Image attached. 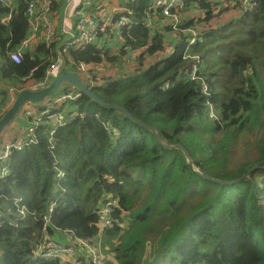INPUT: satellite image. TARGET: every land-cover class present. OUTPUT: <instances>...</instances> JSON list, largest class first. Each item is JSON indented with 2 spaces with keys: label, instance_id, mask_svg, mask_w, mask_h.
<instances>
[{
  "label": "trees",
  "instance_id": "trees-1",
  "mask_svg": "<svg viewBox=\"0 0 264 264\" xmlns=\"http://www.w3.org/2000/svg\"><path fill=\"white\" fill-rule=\"evenodd\" d=\"M58 1L52 0L50 19L59 14ZM149 1H119L131 12L134 25L117 37L111 32L109 40L101 34L84 49L71 48L75 64L88 66L91 82L75 65L69 71L84 77L101 100L152 126L163 142L181 144L193 163L216 179L234 180L264 165V0H251L255 7L244 14L242 0H184L190 12L199 7L187 26L196 27L202 40L187 52L204 62L209 95L189 79L193 61L182 58L186 35L170 27L152 31L145 25ZM38 2L0 5L1 115L12 104L9 89L22 90L42 80L51 54L63 41L55 30L47 46L36 32L20 62L9 58V52L32 33L27 9ZM216 8L234 16L204 31V24L218 16ZM34 67L37 70L27 80ZM105 67L113 74L96 75ZM209 107L216 119L208 116ZM55 112L74 116L52 136V120L33 126L26 139L33 142L14 149L1 165L0 264H93L82 247H77L72 262L34 256L45 235L54 238L68 230L95 248L100 240V264H144L149 240L153 260L264 264V167L241 180L218 184L203 179L182 151L164 148L149 129L84 94L59 104ZM247 135H254L248 143L251 151L245 149V158L232 164L233 148ZM249 153L254 157L248 158ZM107 194L117 199L112 216L124 225L100 231ZM15 199L25 206L24 216L17 212ZM51 206L50 221L44 224Z\"/></svg>",
  "mask_w": 264,
  "mask_h": 264
},
{
  "label": "built area",
  "instance_id": "built-area-1",
  "mask_svg": "<svg viewBox=\"0 0 264 264\" xmlns=\"http://www.w3.org/2000/svg\"><path fill=\"white\" fill-rule=\"evenodd\" d=\"M75 0H67L64 5V13L67 10H71L74 16V23L71 24L65 20L62 16V22L60 24V34L63 37L62 43L59 45L55 54H51L50 62L45 69L44 77L39 81H31L26 88L38 89L43 88L49 82L51 77H55L56 74L62 68H70L75 65L77 71L82 74L85 79L92 81L91 74L88 72V66L80 62L75 64L71 55V48L84 49L90 43L98 40L99 36L103 34L104 39L109 40L110 33H114L117 36L122 30L129 29L136 22L130 17L131 12L123 5H118V8H104L100 9L95 6L94 0H84L81 5H75ZM116 1V0H114ZM121 1V0H118ZM126 3H131L135 0H122ZM1 6L10 7L12 0H0ZM52 0H39L38 5L30 4L27 9L28 23L31 29V34L23 39L19 46L9 52L10 59L18 63L23 58V53L30 43L33 35L41 31L43 32V41L47 46H50L54 41V29L50 19V8ZM241 14L250 11L255 7V2L251 0L241 1ZM195 9L199 7L196 5ZM189 9L185 5L184 0H150L145 10V25L150 27L152 31L156 28L162 29L164 27H170L171 31L178 32L179 34H185L184 45L186 51L183 53V59H191L193 61L191 68L189 69V79L197 81L200 86V91L204 95H209V83L207 77L202 75L204 72V62H202L200 56L190 55L187 49L201 41V36L198 30L194 26H183V21L188 15ZM9 20V16L5 17L2 22L6 24ZM108 37V38H107ZM37 70L34 67L28 73L26 79L30 80L32 74ZM83 77V79H84ZM12 93L14 89L10 88ZM75 87L69 86L64 89L61 94L57 95L51 105L36 114H33L30 110L24 111L25 118L30 119L33 122V126H38L42 121L52 120V126L49 129V135L52 136L58 127L65 125L69 122L74 115L68 117L63 116L60 113H56L55 109L61 103L66 101H72L81 96ZM211 117L216 119L215 112L212 107L209 108ZM1 117V113H0ZM33 139L16 142L14 140L8 142L3 150H0V166L14 149L19 150L22 146L32 143ZM4 168L0 167V176L3 175ZM19 199H15L14 203L17 206V212L24 216L27 210L24 205L18 204ZM118 206V201L111 195H106L103 200V206L101 209L98 227L100 231L110 227L112 224H116L118 227H122L121 222L117 218L112 216V213ZM52 212V206L49 208V213L43 216L44 224L50 221V213ZM61 233L69 240V243L61 242L58 239L45 235V238L40 240L35 247L34 256L39 259H54L61 261H73L77 247H82L89 251L91 261L93 264H100L101 258L91 245L85 240L75 237L71 230L61 231ZM73 256V257H72Z\"/></svg>",
  "mask_w": 264,
  "mask_h": 264
},
{
  "label": "water",
  "instance_id": "water-1",
  "mask_svg": "<svg viewBox=\"0 0 264 264\" xmlns=\"http://www.w3.org/2000/svg\"><path fill=\"white\" fill-rule=\"evenodd\" d=\"M67 86H73L75 87L79 92L89 97L93 102H95L97 105H100L101 107L108 108V109H115L117 111L122 112L127 118L130 120L138 123L139 125L149 129L153 135L156 137V140L160 145H162L164 148L168 149H178L182 151L184 154L188 164L192 166L203 179H206L211 182H215L218 184H225L233 181L241 180L245 177H247L253 170L256 168H263L264 165L254 166L250 168L244 175L234 179V180H220L216 179L207 173L202 172L192 161V159L189 157L187 151L184 149V147L179 144H167L163 142L159 132H157L152 126H149L141 121H138L134 117H132L129 112L118 105L107 103L103 100H101L92 90L89 85H87L80 76L73 72V71H66L65 68H62L59 70V72L56 74L54 79L48 84L46 87L38 88V89H23L19 92H16L14 95V100L11 104V106L3 113V115L0 117V132L7 126V124L12 121L14 118L17 117L20 109L22 106L29 102L32 105H40L41 102L47 98L52 97L56 95L59 91V89H63Z\"/></svg>",
  "mask_w": 264,
  "mask_h": 264
},
{
  "label": "rangeland",
  "instance_id": "rangeland-1",
  "mask_svg": "<svg viewBox=\"0 0 264 264\" xmlns=\"http://www.w3.org/2000/svg\"><path fill=\"white\" fill-rule=\"evenodd\" d=\"M116 3H118V0L115 1ZM219 8H216L215 10V13L219 12L218 11ZM232 10V9H230ZM228 12V11H227ZM231 11H229L228 13L224 12V13H218V16L214 17L211 21V23H206L204 24V27H203V30L204 31H207V30H215L217 29L219 26H222L224 25L225 23H227L229 21V19L231 17L234 16V14H230ZM202 27V25L200 26V28ZM229 29V28H228ZM117 37V36H116ZM127 65V64H126ZM130 65V64H129ZM110 74H113V70L112 68L110 67H105V68H98L97 71H96V75H110ZM54 77H51L49 79V82L53 79ZM63 91V89H59L57 95L61 94ZM52 96V97H48L46 98L45 100H43L41 103L42 104H45V103H49L51 104L54 99L56 98V96ZM9 102L11 103L12 101V97L10 96L9 97ZM40 105H32L30 104L29 102L25 103L22 108L20 109L18 115L16 118H14L12 121H10L7 126L0 132V150H3L4 149V146L14 140L12 139L13 136H14V130L17 128V125L18 126H21V125H24L23 124V121L26 122V120L23 118L22 116V112L25 108H30L34 111H36L38 108H39ZM210 108V107H209ZM30 109H27V110H30ZM208 116L211 117L210 115V112L208 111ZM213 119V117H211ZM17 124V125H16ZM26 128L23 127V129H18V131L20 130H24ZM15 136H18V135H15ZM254 138V135H247L244 137V139H240L238 141V143L236 144V146L233 148V154L231 156V160L230 162L232 164H236L240 159H243L245 158L243 156V152L245 149H248V152L251 151V147L248 145V143H250V140H252ZM16 141V140H14ZM16 142H20V141H16ZM254 153H249L248 154V158H253L254 157ZM3 163V162H2ZM1 163V164H2ZM1 167V166H0ZM195 200H192L190 201L189 203H192L194 202ZM142 202V199L138 200L135 204V208L138 207ZM153 234V232H150L149 236H150V239H151V235ZM151 240H149L147 243H146V247H145V262L144 264H178L177 262L174 263V262H171L169 258H165V257H161L162 259H159V260H153L150 258V250H151V247L153 246V244L150 243ZM100 240L98 239L97 241V246L96 248L91 246L92 250H94L98 255L96 256V258L100 257L102 258V255H101V247H100ZM85 251L87 252V254L89 255V251L87 249H85ZM81 254H83L84 252L81 250L80 251ZM77 255V252L75 253V256ZM79 256H81L79 254ZM85 256V255H84ZM73 257V256H72ZM86 258V257H85Z\"/></svg>",
  "mask_w": 264,
  "mask_h": 264
},
{
  "label": "crops",
  "instance_id": "crops-1",
  "mask_svg": "<svg viewBox=\"0 0 264 264\" xmlns=\"http://www.w3.org/2000/svg\"><path fill=\"white\" fill-rule=\"evenodd\" d=\"M55 1L59 2L58 0H55ZM66 1H67V0H61V2H60L59 14H58L56 17H53L52 14H51V23H52V26H53L54 31L60 29V24H61V22H62V16L65 17V20H66L67 22H69V23H71V24L74 23V16H73L72 11H71V10H67L65 13H64V11H63V9H64V5H65ZM83 1H84V0H75V1H74V4H75V5H81V4L83 3ZM94 4H95V6H96L97 4H100L102 7H104V8H109V9H112V8H118V7H119V6H118L119 3H116L114 0H94ZM60 12H61V13H60ZM59 20H60V22H59ZM38 32L41 33L42 38H43V32H42V30H41V31H38ZM54 33H55V32H54ZM34 37H35V34L33 35V38L31 39V41H33ZM31 41H30V42H31ZM66 71H69V68H66ZM53 79H54V78H53ZM53 79H52V80H53ZM52 80H51V81H52ZM51 81H50V82H51ZM50 82H48V83L50 84ZM64 87H65V86H64ZM68 87H69V86L65 87L64 89H67ZM24 89H30V88H24ZM22 90H23V89H22ZM32 90H34V89H32ZM19 91H21V90H16V89H14V91H13L12 93H9V95H8V99H9L10 96L12 97V101H11V103H12L13 100H14V95H15V93H16V92H19ZM47 98H48V97H47ZM45 99H46V98H45ZM45 99H44V100H45ZM8 101H9V100H8ZM9 103H10V102H9ZM49 105H50L49 101H48V103L40 104L39 108H38L36 111L43 110V109L47 108ZM27 109H30V108H25V109L23 110V112H22V116H23V118L26 120V122L23 121V124H24V125L18 126V125L16 124V125H17V128L14 130V136H13V138H12V139H14V140H16V141H23V140H26V139L28 138L29 134L31 133V128H33V125H32L31 120L25 118L24 111H26ZM30 111H31L33 114H36V113H37L36 111H34V110H32V109H30ZM23 127L26 128V129L18 131V129H23ZM15 135H18V136H15ZM54 238L60 240L61 242L69 243V240H68V239H67V238H66L61 232L58 233V234L56 235V237H54Z\"/></svg>",
  "mask_w": 264,
  "mask_h": 264
},
{
  "label": "clouds",
  "instance_id": "clouds-1",
  "mask_svg": "<svg viewBox=\"0 0 264 264\" xmlns=\"http://www.w3.org/2000/svg\"><path fill=\"white\" fill-rule=\"evenodd\" d=\"M118 3H119V1H118ZM185 5H186V4H185ZM188 9H189V8H188ZM190 10H191V9L188 10L189 13H188V15H186V18H185L184 21H183V23H184L183 26H187V22H188V20H191V19L194 17V15L197 14V13L199 12L198 10L195 9V7L192 8V12H190ZM196 25H198V24H196ZM189 26H191V25H189ZM29 27H30V26H29ZM195 28H196V27H195ZM197 28L200 29L199 25H198ZM198 32H199V31H198ZM199 34H200V36H201V33H199ZM201 40H202V37H201ZM199 42H200V41H199ZM197 43H198V42H197ZM28 45H29V44H28ZM27 47H28V46H27ZM185 48H186V47H185ZM190 55H191V54H190ZM9 58H10V57H9ZM182 58H183V57H182ZM190 60H191V59H190ZM75 73H76V72H75ZM78 75H79V74H78ZM79 76H80V75H79ZM80 78H81V77H80ZM81 79H82V78H81ZM82 80H83V79H82ZM83 81H84V80H83ZM210 81H211V80H210ZM84 82H85V81H84ZM85 83H86V82H85ZM48 84H49V83H47V85H48ZM47 85H46V86H47ZM46 86H45V87H46ZM56 95H57V94H56ZM54 96H55V95H54ZM50 105H51V104H50ZM50 105H49V106H50ZM49 106H48V107H49ZM39 111H41V110H39ZM2 115H3V114H2ZM2 115H1V116H2ZM73 115H74V114H73ZM23 141H24V140H23ZM107 195H109V194H107ZM111 196H112V195H111ZM118 221H119V219H118ZM119 222H120V221H119ZM121 224H122V227H123L124 224H123L122 222H121ZM122 227H120V228H122ZM102 231H103V230H102Z\"/></svg>",
  "mask_w": 264,
  "mask_h": 264
}]
</instances>
